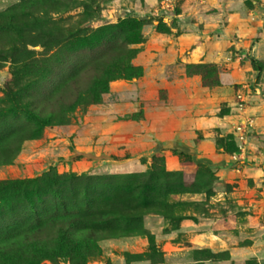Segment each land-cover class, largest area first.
Listing matches in <instances>:
<instances>
[{
	"label": "rangeland",
	"instance_id": "374dc122",
	"mask_svg": "<svg viewBox=\"0 0 264 264\" xmlns=\"http://www.w3.org/2000/svg\"><path fill=\"white\" fill-rule=\"evenodd\" d=\"M239 9L264 15V0H0V109L14 121L24 118L16 101L7 95L8 84L17 75L22 78L18 88L31 87L23 92L24 97L35 92L42 103L48 98L46 94L57 91L80 101L73 112L47 128L0 120V132L18 127L21 136L35 135L23 142L13 162L0 167V183L45 175L61 177L58 185H50L46 179L39 186H9L0 192V264H173L174 258L165 256L155 237L145 230L142 217L119 221L117 234L104 233L92 257L82 256L76 248L22 262L9 250L17 231L31 225L34 208L52 212L60 204L59 196L68 207L82 208L89 201L86 193L106 202L125 198L121 188L133 191L131 195L142 206L178 201L181 207L176 212L217 215L229 225L242 217L239 242L243 247L253 242L254 232L264 235V175L258 182L222 187L209 168L183 159L187 167L169 176L161 151L150 154L155 155L150 160H141L146 170L118 167L117 163L131 155H146L149 149L143 143L155 130L156 118L165 112L171 117L172 109L195 99L189 79L209 89L221 86V66L192 63L189 57L198 60L203 54L221 52L218 42L231 23L229 14H239ZM227 50V63H231L238 58V51L231 45ZM129 68L143 75L128 80L124 75ZM148 68L152 79L141 83ZM103 75L113 78L108 92L95 103L93 95L100 92ZM234 83L232 80L229 86ZM10 86L17 92L14 84ZM243 86H233L235 91L230 95L225 92L226 102L218 106L220 117L229 115L228 104L234 96L233 128H215L216 149L220 154L263 157L252 162L264 170V133L255 134L258 140H250L256 126L264 131V111L255 122L248 99L260 89L264 110V84L257 76L249 83L250 90ZM239 93L246 97L242 111L236 105ZM15 111L20 117L16 118ZM243 125H248L247 139L240 142L236 128ZM72 178L79 179L76 185ZM235 188L241 191L238 198L232 194ZM169 192L176 194L167 195ZM195 194L205 195L206 202H183ZM138 237L148 240L145 251L135 253L121 246ZM254 262L247 260L245 264Z\"/></svg>",
	"mask_w": 264,
	"mask_h": 264
},
{
	"label": "crops",
	"instance_id": "0c3cea01",
	"mask_svg": "<svg viewBox=\"0 0 264 264\" xmlns=\"http://www.w3.org/2000/svg\"><path fill=\"white\" fill-rule=\"evenodd\" d=\"M239 11V14H229L228 21L231 23L224 28L221 41L218 42L221 52H217L215 56L203 54L198 60L189 57L192 63H216L221 66L223 69L220 77L221 86L209 89L189 79L188 82L194 86L191 91L194 92L195 99L190 100L185 107H177L176 110L172 109L173 111L168 109L171 110V117H167L168 113L165 112L162 118H156V125L153 127L155 130L143 143L149 149L144 153L146 155H131V158L119 160L118 167L133 166L134 170H146L147 166H144L141 160L144 158L150 160L155 156L150 154L161 151L163 153L161 156L165 158L167 171L184 170L187 166L183 159L189 158L192 163L204 165L214 171L222 187L229 183H239L243 186L247 181L258 182L261 179L264 170L257 164L254 165L252 161L262 160L263 157H244L236 153L233 155L220 154L214 140L215 128H233L231 119L234 118V96L228 104L231 113L224 117L217 114L219 104L226 102V98L223 97L225 92L230 95L232 90L235 91L233 86L239 84H244L243 88L250 90L249 83L257 76L262 85L264 84V69L259 73L250 62V59L254 58L264 63V15L258 11L241 9ZM228 45L235 47L238 51V58L234 61L230 60L231 63H227L229 60ZM220 53L221 56H218ZM225 66L228 68L226 69ZM150 74V68H148L141 83L145 81L147 84L149 79H152ZM232 80L235 83L229 86ZM155 84L160 87L159 81ZM257 91V94L248 96L251 105L250 114L256 116L255 122L261 119L264 111L260 104L262 101L260 89ZM213 99L217 100L215 104L211 102ZM162 110L166 111L167 108ZM158 111L162 112L161 109ZM263 133L261 127L256 126L250 140H256L257 136ZM199 134L202 136L201 139H199ZM234 190L232 194H236L238 198L241 191L237 188ZM203 197L205 195L195 194L187 200H182L201 204L206 202ZM176 202L178 201H171L170 204H178ZM220 217L206 213L199 214L195 211H177L174 218L150 214L143 218V222L145 230L157 240L161 252L165 256L174 258L173 264H245L247 260H254V264H264V235L260 236L257 231L254 232L256 236L252 237L253 242L243 247L239 242V236L243 231L240 221L243 218H235L230 221L231 225H229ZM249 233L246 232V234ZM250 235L252 236L251 233ZM121 244L124 249L136 253L146 250L148 240L138 237Z\"/></svg>",
	"mask_w": 264,
	"mask_h": 264
},
{
	"label": "trees",
	"instance_id": "16d2710c",
	"mask_svg": "<svg viewBox=\"0 0 264 264\" xmlns=\"http://www.w3.org/2000/svg\"><path fill=\"white\" fill-rule=\"evenodd\" d=\"M130 54H132L130 52ZM133 55V54H132ZM121 62V59L117 60ZM250 62L253 68L261 73L264 69L261 62L251 58ZM143 75L142 71L134 68H129L125 71V77L128 80L140 78ZM101 76V89L100 92H95L93 95V102L99 103L101 94L108 92V82L112 75ZM22 78L17 75L15 79L11 80L7 86V95L16 101L18 105L17 111L19 115H22V121L11 119V115L5 114L3 109H0V120L7 119L8 123L14 122L17 126L35 124L38 128H47L55 122H59L62 118L73 112L80 104L79 99L71 96V94H60L54 91L48 95L47 100L40 103L37 99L35 92L27 97L22 96L26 89H31L30 86L25 88H18L20 86ZM14 84L17 87V92L10 86ZM28 100H27V99ZM40 103V104H39ZM16 118L20 117L16 111L13 112ZM24 119V120H23ZM21 122V124L19 123ZM19 123V124H18ZM13 124V125H14ZM1 125V123H0ZM1 131V130H0ZM35 135L31 133L29 136H21V132L18 133V127L6 129L4 132H0V167L6 166L13 162V160L19 154L22 144L33 138ZM189 159V158H188ZM191 162V160L189 159ZM212 173L214 171L210 170ZM168 173V172H167ZM169 176L177 175V173H168ZM60 179L45 175L42 178L14 181L8 184L0 183V192L5 190L9 186H19L36 184L39 186L46 179L49 180L48 184L58 185L61 182ZM72 184L76 185L79 179L72 178ZM63 181V180H62ZM122 189V193L125 198H113L107 200H98L97 195L89 196L86 193V198L89 201L82 207L73 205L68 207L66 201L62 197H58L57 208L52 212L46 208L36 210L34 208L33 213L30 215L31 225L23 229L22 232L17 231L13 236L12 245L9 247L11 252L20 260L26 262H33L39 258H46L48 256H54L65 253L68 250L81 249L82 256L92 257L95 255L97 245L102 241V235L104 233L115 236L116 225L119 221L133 220L140 217L144 218L150 214L162 215L166 218H174L175 210L180 207V204L165 205L153 204V205H140L141 202L136 200L131 194L133 191ZM175 192H169L167 195H174ZM133 199H132V198ZM127 201V203H126ZM104 203V204H103ZM174 211V213H173ZM29 217V216H28ZM80 234L81 236H77ZM105 239V238H103ZM8 247H4L6 250Z\"/></svg>",
	"mask_w": 264,
	"mask_h": 264
},
{
	"label": "built area",
	"instance_id": "2783aa9c",
	"mask_svg": "<svg viewBox=\"0 0 264 264\" xmlns=\"http://www.w3.org/2000/svg\"><path fill=\"white\" fill-rule=\"evenodd\" d=\"M237 98L239 99V102L236 104L238 110H244L245 105H246V100H245V95L243 93H239ZM248 125H243V126H238L236 128V132L238 135V139L240 142H244L247 139V127Z\"/></svg>",
	"mask_w": 264,
	"mask_h": 264
}]
</instances>
